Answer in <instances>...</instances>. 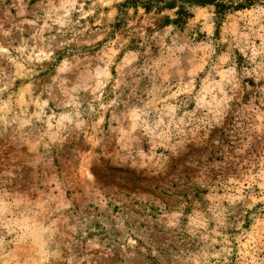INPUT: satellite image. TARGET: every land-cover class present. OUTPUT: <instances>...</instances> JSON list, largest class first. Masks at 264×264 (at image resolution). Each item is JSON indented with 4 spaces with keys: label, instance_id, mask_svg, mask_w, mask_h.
<instances>
[{
    "label": "rangeland",
    "instance_id": "rangeland-1",
    "mask_svg": "<svg viewBox=\"0 0 264 264\" xmlns=\"http://www.w3.org/2000/svg\"><path fill=\"white\" fill-rule=\"evenodd\" d=\"M122 1L0 0V264H264V0Z\"/></svg>",
    "mask_w": 264,
    "mask_h": 264
},
{
    "label": "trees",
    "instance_id": "trees-1",
    "mask_svg": "<svg viewBox=\"0 0 264 264\" xmlns=\"http://www.w3.org/2000/svg\"><path fill=\"white\" fill-rule=\"evenodd\" d=\"M213 5L215 8V13L218 18L224 15V12L229 7L243 8L246 6V1L243 3H236V5H227L220 0H123L118 5V16L117 21L114 24L115 29L120 31H126V18L128 16V9L136 10L138 8L143 9L144 13H152L154 15H160L155 22L160 25H175L182 28L189 18L193 17V13L190 11V7L197 5ZM173 14H164L165 11H172ZM219 23H217V26ZM136 40L133 37L129 40V47L134 48Z\"/></svg>",
    "mask_w": 264,
    "mask_h": 264
}]
</instances>
